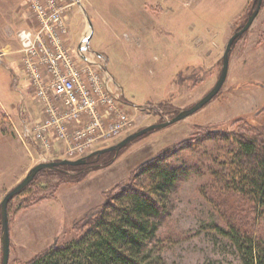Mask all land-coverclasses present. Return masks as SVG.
<instances>
[{
	"label": "rangeland",
	"instance_id": "374dc122",
	"mask_svg": "<svg viewBox=\"0 0 264 264\" xmlns=\"http://www.w3.org/2000/svg\"><path fill=\"white\" fill-rule=\"evenodd\" d=\"M30 1L0 0V202L39 163L86 157L192 107L215 85L225 46L255 2L53 0L67 24L69 49L85 42L86 56L101 66L119 98L113 107L93 93L91 111L65 116L59 100L49 99L57 108L50 111L31 83L18 38L37 23ZM253 125L264 129V0L233 42L223 86L200 110L135 139L116 156L92 157L80 173L67 166L41 170L9 200L7 264H26L74 241L120 189L144 180L141 169L158 157L190 172L168 199L156 236L161 261L154 264H241L211 226L249 218L264 239V209L254 218L250 199L223 188L231 180L234 137L249 136Z\"/></svg>",
	"mask_w": 264,
	"mask_h": 264
},
{
	"label": "trees",
	"instance_id": "16d2710c",
	"mask_svg": "<svg viewBox=\"0 0 264 264\" xmlns=\"http://www.w3.org/2000/svg\"><path fill=\"white\" fill-rule=\"evenodd\" d=\"M248 133L249 136L240 134L234 137L235 150L230 151L229 162L231 180L225 181L223 188L250 199L253 203L250 212L255 218V214L259 217L264 209V129L253 125ZM92 159L89 158L87 165ZM67 168L80 173L83 167ZM189 172L184 166L168 163L166 158H156L141 169L140 177L144 180L138 185L134 182L120 189L112 198L114 203L105 204L98 219L81 236L71 243L50 248L26 264L160 262L157 231L167 215L170 195ZM57 173L66 174L59 170ZM235 220L228 218L225 228L215 224L211 227L217 236L228 242L241 264H264V239L255 231V220L247 218L240 223Z\"/></svg>",
	"mask_w": 264,
	"mask_h": 264
},
{
	"label": "built area",
	"instance_id": "2783aa9c",
	"mask_svg": "<svg viewBox=\"0 0 264 264\" xmlns=\"http://www.w3.org/2000/svg\"><path fill=\"white\" fill-rule=\"evenodd\" d=\"M72 2L78 4L79 1ZM47 4L42 6L37 0L30 1L36 26L18 33L35 93L48 103L46 105L50 111L57 108L50 105L49 99L59 100L67 109L65 116H76L85 109L91 111L93 93L98 96V102L106 99L114 107L113 99L117 101L119 98L110 89V81L103 74L101 66L86 56L85 42H81L75 50L69 49L67 24L61 8L53 0H48ZM42 68L46 81H43ZM33 140L39 144L35 136Z\"/></svg>",
	"mask_w": 264,
	"mask_h": 264
},
{
	"label": "water",
	"instance_id": "95a60500",
	"mask_svg": "<svg viewBox=\"0 0 264 264\" xmlns=\"http://www.w3.org/2000/svg\"><path fill=\"white\" fill-rule=\"evenodd\" d=\"M263 0H255V7L248 16L245 24L242 26V28L234 33L228 40L223 55L221 59V70L220 74L218 76V79L213 86V88L202 98L200 99L197 103H195L192 107L181 110L178 112L177 115L172 117L169 121H165L163 123H158V124H152L150 126H147L139 131H136L125 138H123L121 141L118 143L107 147L103 148L97 151H94L87 155L86 157L76 159L73 161L69 160H61L59 162H49V163H39L35 166H33L25 175V177L18 183L16 186H14L10 191H8L4 197L2 198L0 202V244H1V263L0 264H7L8 263V256H9V231H8V219H7V205L10 199L18 195L22 190H24L30 182L33 180L35 175L40 172L41 170L44 169H56L57 167L60 166H67V167H78V166H83L87 163V159L92 158V157H99L100 155L103 154H108V153H114L116 156L118 152L133 142L135 139L149 134L150 132L160 130L163 128H166L170 125H173L174 123H177L183 119H186L187 117L193 115L196 113L198 110H200L204 105H206L211 99L215 97V95L219 92L221 87L223 86L226 76H227V71H228V64H229V55L232 51V45L235 40L240 38L247 30L250 28L252 25L255 17L257 16L261 4Z\"/></svg>",
	"mask_w": 264,
	"mask_h": 264
},
{
	"label": "crops",
	"instance_id": "0c3cea01",
	"mask_svg": "<svg viewBox=\"0 0 264 264\" xmlns=\"http://www.w3.org/2000/svg\"><path fill=\"white\" fill-rule=\"evenodd\" d=\"M25 24H27V23H25Z\"/></svg>",
	"mask_w": 264,
	"mask_h": 264
}]
</instances>
